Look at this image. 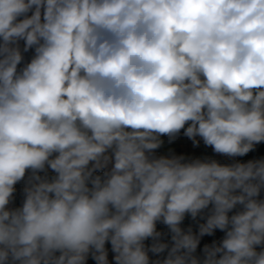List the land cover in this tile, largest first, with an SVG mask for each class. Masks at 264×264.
I'll return each mask as SVG.
<instances>
[{
	"label": "clouds",
	"instance_id": "clouds-1",
	"mask_svg": "<svg viewBox=\"0 0 264 264\" xmlns=\"http://www.w3.org/2000/svg\"><path fill=\"white\" fill-rule=\"evenodd\" d=\"M181 130L264 142V0H0V264H264V158Z\"/></svg>",
	"mask_w": 264,
	"mask_h": 264
},
{
	"label": "trees",
	"instance_id": "trees-1",
	"mask_svg": "<svg viewBox=\"0 0 264 264\" xmlns=\"http://www.w3.org/2000/svg\"><path fill=\"white\" fill-rule=\"evenodd\" d=\"M31 13H29L30 15ZM21 47H23V41H21ZM33 55V51L29 50L28 52L24 53V62H22L20 67H23L24 63H27ZM176 136L178 137H183L184 135V130H181L180 133H178ZM175 156H182L181 151L179 149H176L173 153ZM264 158V142H261L259 144H256L254 149L250 151L249 153L245 154L244 156H237L234 159H227V158H213L214 160L218 161L221 164H233V163H247L249 160H257V159H262ZM205 160V159H201ZM51 175V172L49 173ZM23 188H24V181H21L15 185L16 191L13 194V207H19L22 204L24 194H23ZM211 207V206H210ZM208 210H205L204 215H207ZM206 220L198 216L195 220L191 218L190 215H186L185 220L181 224V228L187 231L189 227L192 228L193 233H198L199 231V224L205 223ZM157 231L162 233V236L160 237V242L166 243L169 245V249L171 248L172 244L174 243L171 239V232L167 228L166 225L162 223H157ZM224 236V233L221 232L220 230H215L214 234L209 236L205 235L201 238L200 244L198 245L196 255L199 257H203V252L202 249L205 244L211 245L213 241H216L217 243L222 240ZM153 243L152 239L149 238L148 240L145 241L146 246L150 247L151 244ZM106 250L108 251L111 248L110 243H106L105 245ZM150 258L152 260H163L166 255H167V250H165L164 253L160 254H152L149 253Z\"/></svg>",
	"mask_w": 264,
	"mask_h": 264
},
{
	"label": "crops",
	"instance_id": "crops-1",
	"mask_svg": "<svg viewBox=\"0 0 264 264\" xmlns=\"http://www.w3.org/2000/svg\"><path fill=\"white\" fill-rule=\"evenodd\" d=\"M161 139L163 143L161 147L157 150H160L165 154L169 153L171 154V156H173L174 151L176 149H179L181 151L182 156L185 157L186 161H190L194 159H213L217 157L234 159L237 157V156L229 157L226 155L215 153L213 149L210 146H206L203 143V140L199 137L196 138L197 140H199L198 145H194L193 141L186 136L183 137L175 136L174 138H169L168 136H162ZM193 146H196V149L193 148ZM10 206L13 207V204H11ZM107 252H108L109 264H116L114 260L115 253L112 252L111 248ZM87 264H95V261L92 259L91 254L88 257Z\"/></svg>",
	"mask_w": 264,
	"mask_h": 264
},
{
	"label": "built area",
	"instance_id": "built-area-1",
	"mask_svg": "<svg viewBox=\"0 0 264 264\" xmlns=\"http://www.w3.org/2000/svg\"><path fill=\"white\" fill-rule=\"evenodd\" d=\"M193 148H195L196 149V146H193ZM156 155H164V156H171V154H165L164 152H162V151H160V150H156Z\"/></svg>",
	"mask_w": 264,
	"mask_h": 264
}]
</instances>
